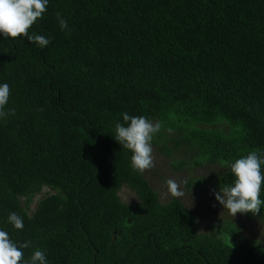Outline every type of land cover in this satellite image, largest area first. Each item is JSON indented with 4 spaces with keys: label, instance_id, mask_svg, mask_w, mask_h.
<instances>
[{
    "label": "trees",
    "instance_id": "obj_1",
    "mask_svg": "<svg viewBox=\"0 0 264 264\" xmlns=\"http://www.w3.org/2000/svg\"><path fill=\"white\" fill-rule=\"evenodd\" d=\"M33 33L51 43L0 34L14 109L0 118V230L31 241L24 259L40 249L47 264H264L232 224L199 234L194 211L161 203L113 137L122 113L144 116L176 170L225 166L219 189L236 159L264 157V0H49ZM43 188L52 194L29 214ZM253 216L264 222V205Z\"/></svg>",
    "mask_w": 264,
    "mask_h": 264
},
{
    "label": "clouds",
    "instance_id": "obj_2",
    "mask_svg": "<svg viewBox=\"0 0 264 264\" xmlns=\"http://www.w3.org/2000/svg\"><path fill=\"white\" fill-rule=\"evenodd\" d=\"M48 3L49 0H0V34L13 39L27 37L39 47H47L51 43L50 39L35 33L29 35V30L43 17ZM56 16L61 30H69L68 22L62 18V14L56 13ZM10 95L9 84H0V118H6L9 112L14 114V109L5 111ZM122 116L124 123H116L113 137L124 149L132 153V170L143 175L156 166L152 139L160 131V125L144 116H131L126 112L122 113ZM262 165L264 157L257 151H251L231 163L230 170L235 179L232 184L222 186L215 192V198L223 206L224 212L233 217L237 213H260L261 206L264 205V200L260 198L264 182ZM165 185L168 195L174 198L185 195L181 183L177 180L169 178ZM8 223L18 230L24 227L23 217L15 212L9 214ZM30 246L31 241L17 245L6 231L0 230V264H47L46 255L40 249H36L30 258L24 259L23 249Z\"/></svg>",
    "mask_w": 264,
    "mask_h": 264
},
{
    "label": "rangeland",
    "instance_id": "obj_3",
    "mask_svg": "<svg viewBox=\"0 0 264 264\" xmlns=\"http://www.w3.org/2000/svg\"><path fill=\"white\" fill-rule=\"evenodd\" d=\"M155 156V168L146 171L143 174L145 180L155 191L161 203H166L174 198L167 194L165 181L169 178L181 183L185 195L179 199L183 205L196 213L197 220L195 230L199 234L208 233L211 229H217L218 223H230L239 230L240 239H246L253 243L256 250L264 251V222L255 218L251 213H237L235 217L224 212V208L215 198V192L218 187L219 177L226 171L223 165H205L201 168H185L176 170L173 162L179 159H168L162 156L153 148ZM52 194L48 188H43L32 199L28 213L31 214L37 203ZM119 197L122 202L128 205H136L138 199L133 191L123 186L119 191ZM20 203L25 206V198H20ZM220 237L228 244L236 245L233 239L226 234Z\"/></svg>",
    "mask_w": 264,
    "mask_h": 264
}]
</instances>
